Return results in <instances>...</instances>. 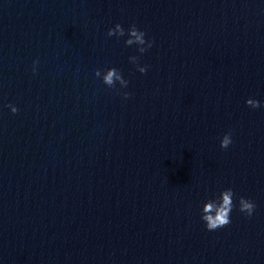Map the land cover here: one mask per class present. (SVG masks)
Wrapping results in <instances>:
<instances>
[{
  "label": "water",
  "instance_id": "95a60500",
  "mask_svg": "<svg viewBox=\"0 0 264 264\" xmlns=\"http://www.w3.org/2000/svg\"><path fill=\"white\" fill-rule=\"evenodd\" d=\"M0 264H264V0H0Z\"/></svg>",
  "mask_w": 264,
  "mask_h": 264
},
{
  "label": "clouds",
  "instance_id": "9594fccd",
  "mask_svg": "<svg viewBox=\"0 0 264 264\" xmlns=\"http://www.w3.org/2000/svg\"><path fill=\"white\" fill-rule=\"evenodd\" d=\"M107 35L109 37L112 36H119L122 37L125 35L124 29L119 25H115L114 28L110 29L107 32ZM128 39L124 41L125 45H132V44H139L143 45V47H140L137 49L138 52L143 53L146 51L148 47H151V43L149 42L146 47L145 45V39H144V32L137 30L135 25L130 26L127 32ZM130 59L135 62L137 60V57H130ZM36 61L33 62V73H35V65ZM141 74L145 73L146 67H139L137 69ZM94 76L100 78L101 76V70H96L94 72ZM102 83L106 85L108 88H114L116 84H119L120 88H125L127 87L128 81L122 78L121 73L115 69L111 68L106 70V74L103 75L102 78ZM124 98H128V94L124 93ZM246 105L255 109L257 107H260L261 105L259 104L258 101H255L253 99H248L246 102ZM6 107L10 108V111L15 114L18 110L16 107L11 106V105H6ZM230 133L225 134L223 138L221 139L220 142V148L221 149H226L230 143ZM220 200H210L206 202L203 205L202 208V214H201V220L204 222L206 230L208 231H214L219 228L225 227L230 223V213L233 208V202H232V197H233V192L231 189H227L221 192L220 194ZM239 211L241 213H244L247 216H251L255 205L249 201L244 199L243 197L239 198Z\"/></svg>",
  "mask_w": 264,
  "mask_h": 264
}]
</instances>
